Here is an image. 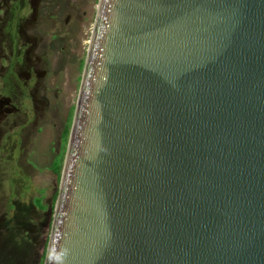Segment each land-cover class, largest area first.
Masks as SVG:
<instances>
[{
	"label": "water",
	"instance_id": "obj_1",
	"mask_svg": "<svg viewBox=\"0 0 264 264\" xmlns=\"http://www.w3.org/2000/svg\"><path fill=\"white\" fill-rule=\"evenodd\" d=\"M43 264H264V0H99Z\"/></svg>",
	"mask_w": 264,
	"mask_h": 264
},
{
	"label": "rangeland",
	"instance_id": "obj_2",
	"mask_svg": "<svg viewBox=\"0 0 264 264\" xmlns=\"http://www.w3.org/2000/svg\"><path fill=\"white\" fill-rule=\"evenodd\" d=\"M98 5L0 0V264L44 263Z\"/></svg>",
	"mask_w": 264,
	"mask_h": 264
},
{
	"label": "trees",
	"instance_id": "obj_3",
	"mask_svg": "<svg viewBox=\"0 0 264 264\" xmlns=\"http://www.w3.org/2000/svg\"><path fill=\"white\" fill-rule=\"evenodd\" d=\"M62 157H63V154H60L59 157H58V158L60 159V161H59V163L57 164V167L55 168V170H57V171H59V169H60V167H61Z\"/></svg>",
	"mask_w": 264,
	"mask_h": 264
}]
</instances>
